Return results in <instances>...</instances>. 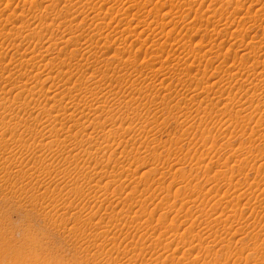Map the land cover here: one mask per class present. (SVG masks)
Here are the masks:
<instances>
[{"label":"rangeland","instance_id":"1","mask_svg":"<svg viewBox=\"0 0 264 264\" xmlns=\"http://www.w3.org/2000/svg\"><path fill=\"white\" fill-rule=\"evenodd\" d=\"M0 264H264V0H0Z\"/></svg>","mask_w":264,"mask_h":264}]
</instances>
